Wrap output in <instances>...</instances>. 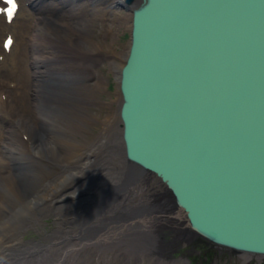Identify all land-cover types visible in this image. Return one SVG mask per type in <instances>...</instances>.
I'll use <instances>...</instances> for the list:
<instances>
[{
	"label": "bare ground",
	"instance_id": "bare-ground-1",
	"mask_svg": "<svg viewBox=\"0 0 264 264\" xmlns=\"http://www.w3.org/2000/svg\"><path fill=\"white\" fill-rule=\"evenodd\" d=\"M141 3L21 0L11 23L0 15V264H189L181 247L199 246L160 182L126 159L123 139L115 155L121 90L115 108L99 96L108 75L98 66L107 59L120 88L131 46L116 58L108 16L126 7L114 16L131 29ZM111 163L118 184L105 183Z\"/></svg>",
	"mask_w": 264,
	"mask_h": 264
},
{
	"label": "water",
	"instance_id": "water-1",
	"mask_svg": "<svg viewBox=\"0 0 264 264\" xmlns=\"http://www.w3.org/2000/svg\"><path fill=\"white\" fill-rule=\"evenodd\" d=\"M120 90L126 158L193 239L264 254V0H142Z\"/></svg>",
	"mask_w": 264,
	"mask_h": 264
},
{
	"label": "rangeland",
	"instance_id": "rangeland-1",
	"mask_svg": "<svg viewBox=\"0 0 264 264\" xmlns=\"http://www.w3.org/2000/svg\"><path fill=\"white\" fill-rule=\"evenodd\" d=\"M125 5H128V3L125 2ZM64 9H66V8H64ZM127 13L128 12H127L126 7L121 8L120 10L119 9L118 10H114V14H116V16H123L124 15V16L127 17ZM114 14L112 13V14H110L108 16V19L111 20L110 23L112 25V28L115 29L114 30L115 31L114 37L111 40H112V43L114 44V47H115L116 52H117L116 53V58L118 60H121L123 58L121 56V53H122L123 49L125 48V46L128 44V41L131 39V32H130L131 29L128 28V25L126 23H123V22H120V21L118 22L115 19ZM64 15L68 19H70V12H68V10L64 11ZM65 36H71V38H72L73 34L66 29ZM69 41H71V40H69ZM119 54H120L121 57L119 56ZM123 61H125V60H123ZM109 65H110L109 61L107 59L104 60V63H102V64H100L98 66V68L96 70V75L99 74V72H100L99 69H101L102 71H104L106 73V75H108V82H107L108 86L106 87L107 88V92H103V93L100 92L99 96L103 100L110 101L111 105L113 106V108H115L119 104V96H120L119 89L120 88L117 87V80L115 78V72L111 71ZM99 86L102 87L104 85L101 86V84H99ZM103 89H104V87H103ZM100 113L104 114V112H101V111H100ZM120 120H121V118H120ZM120 128H122L121 121H120ZM114 141H115V147H114L115 155L116 156H122L123 154L120 151L119 146H118L119 142L122 143V137L120 136V134L116 133ZM113 161H116V160H113ZM118 163L121 164V161H118ZM114 165L115 164H112V163L110 164V167H111V170L109 171L110 175H109V178L107 179V181H105V183H112V184H118L119 183L121 174L119 173V169H116L114 167ZM45 220L47 222L46 223V229L51 231V229L54 227V224H53L54 218L49 216V217L45 218ZM26 236L27 237L37 236V233L34 232V230H31V231H29L27 233ZM194 260H195L194 261L195 264H218V263H215L214 261H212L211 259H207V257L204 255V251L202 253H200L199 255H197V259H194ZM111 264H118V261L117 260H114V261L112 260Z\"/></svg>",
	"mask_w": 264,
	"mask_h": 264
},
{
	"label": "flooded vegetation",
	"instance_id": "flooded-vegetation-1",
	"mask_svg": "<svg viewBox=\"0 0 264 264\" xmlns=\"http://www.w3.org/2000/svg\"><path fill=\"white\" fill-rule=\"evenodd\" d=\"M201 243H199V246L197 247L183 245L181 247L183 248L181 250L182 254L180 255H184L189 264H195L194 259H197V255L203 251L207 259H211L218 264H264V254L235 252L213 244L207 240L202 241ZM174 255L177 254L175 253Z\"/></svg>",
	"mask_w": 264,
	"mask_h": 264
},
{
	"label": "snow or ice",
	"instance_id": "snow-or-ice-1",
	"mask_svg": "<svg viewBox=\"0 0 264 264\" xmlns=\"http://www.w3.org/2000/svg\"><path fill=\"white\" fill-rule=\"evenodd\" d=\"M3 4L7 7L0 8V14L5 15L10 22L18 10L17 0H3ZM10 44L11 40H9L5 46L8 47Z\"/></svg>",
	"mask_w": 264,
	"mask_h": 264
}]
</instances>
